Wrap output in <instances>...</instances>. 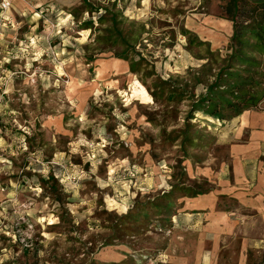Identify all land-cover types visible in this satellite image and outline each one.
I'll return each instance as SVG.
<instances>
[{
    "label": "rangeland",
    "instance_id": "1",
    "mask_svg": "<svg viewBox=\"0 0 264 264\" xmlns=\"http://www.w3.org/2000/svg\"><path fill=\"white\" fill-rule=\"evenodd\" d=\"M2 1L0 264H264L236 219L238 162L264 150L245 113L193 111L230 60V0Z\"/></svg>",
    "mask_w": 264,
    "mask_h": 264
},
{
    "label": "trees",
    "instance_id": "2",
    "mask_svg": "<svg viewBox=\"0 0 264 264\" xmlns=\"http://www.w3.org/2000/svg\"><path fill=\"white\" fill-rule=\"evenodd\" d=\"M228 11L234 22L230 60L208 93L193 104V111H205L222 121L264 101V0H230ZM117 57L127 60L125 54ZM47 189L61 201L55 180Z\"/></svg>",
    "mask_w": 264,
    "mask_h": 264
},
{
    "label": "crops",
    "instance_id": "3",
    "mask_svg": "<svg viewBox=\"0 0 264 264\" xmlns=\"http://www.w3.org/2000/svg\"><path fill=\"white\" fill-rule=\"evenodd\" d=\"M50 1L55 0H30L32 4L36 3V5ZM243 113H245L244 120L247 122L246 127L248 126L249 137L248 142L245 143L247 148L253 150L252 152L256 149L264 150V122H258L260 114H251L249 111ZM242 160L245 161V165H250L251 167L248 166L246 170L245 168L243 169L244 161ZM238 163L240 166L236 168L237 181L240 184L239 187H243L238 190L236 196L246 198V203L239 208L243 211L237 210L239 217L236 219L242 222V230H244H241L239 234L244 236L243 240L246 242V248H249L248 251L254 252V247L258 246L261 252L264 250V163L259 159L258 155L242 158ZM243 171L246 172V176Z\"/></svg>",
    "mask_w": 264,
    "mask_h": 264
},
{
    "label": "bare ground",
    "instance_id": "4",
    "mask_svg": "<svg viewBox=\"0 0 264 264\" xmlns=\"http://www.w3.org/2000/svg\"><path fill=\"white\" fill-rule=\"evenodd\" d=\"M210 23V21H208ZM216 23V22H215ZM213 24V23H212ZM222 26V25H221ZM215 27V26H214ZM228 28V27H226ZM219 29V28H218ZM225 29V28H224ZM77 83V82H76ZM73 86V85H72ZM73 89V88H72ZM74 91V90H73ZM133 93L135 96H137L139 99H141L143 102L148 103L152 101V97L148 93L145 86H143L140 81L135 80L134 87H133ZM255 112V111H254Z\"/></svg>",
    "mask_w": 264,
    "mask_h": 264
},
{
    "label": "built area",
    "instance_id": "5",
    "mask_svg": "<svg viewBox=\"0 0 264 264\" xmlns=\"http://www.w3.org/2000/svg\"><path fill=\"white\" fill-rule=\"evenodd\" d=\"M10 7V1L9 0H3L2 1V10L5 11Z\"/></svg>",
    "mask_w": 264,
    "mask_h": 264
}]
</instances>
